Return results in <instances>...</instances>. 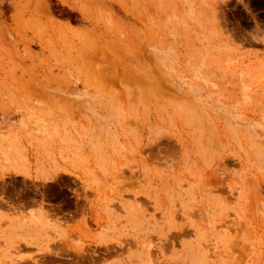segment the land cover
I'll return each instance as SVG.
<instances>
[{"label": "rangeland", "instance_id": "374dc122", "mask_svg": "<svg viewBox=\"0 0 264 264\" xmlns=\"http://www.w3.org/2000/svg\"><path fill=\"white\" fill-rule=\"evenodd\" d=\"M9 225L52 239L0 264H264V0H0Z\"/></svg>", "mask_w": 264, "mask_h": 264}, {"label": "crops", "instance_id": "0c3cea01", "mask_svg": "<svg viewBox=\"0 0 264 264\" xmlns=\"http://www.w3.org/2000/svg\"><path fill=\"white\" fill-rule=\"evenodd\" d=\"M15 227L11 228V225L6 226L4 228V230H2L0 232V244L4 246L3 250H1L0 255H9L8 252H10L11 248L13 249L15 245H20L23 248V255L24 257H15L16 261L18 260H24V262L26 261H32L31 258H29L28 256H26L27 253H29V250H37L39 249V245H43V244H47L51 241V236L47 235V232H44L42 226H33L32 228L35 230H40L38 233L35 232V230H21L20 228L17 230V236L16 237H9V232L14 229ZM9 241L10 244L12 245L11 247H8L7 242ZM8 250V251H7ZM40 253L41 250H39V252H36L35 255H41ZM41 258V257H40Z\"/></svg>", "mask_w": 264, "mask_h": 264}]
</instances>
